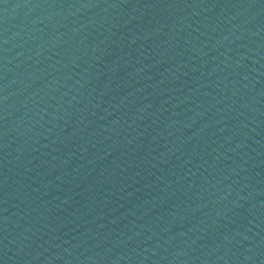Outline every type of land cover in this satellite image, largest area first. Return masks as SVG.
Listing matches in <instances>:
<instances>
[{"label": "water", "instance_id": "95a60500", "mask_svg": "<svg viewBox=\"0 0 264 264\" xmlns=\"http://www.w3.org/2000/svg\"><path fill=\"white\" fill-rule=\"evenodd\" d=\"M0 264H264V0H0Z\"/></svg>", "mask_w": 264, "mask_h": 264}]
</instances>
